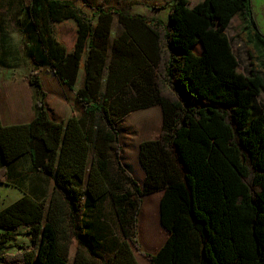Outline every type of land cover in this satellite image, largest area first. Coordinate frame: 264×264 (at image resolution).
<instances>
[{
	"label": "trees",
	"instance_id": "1",
	"mask_svg": "<svg viewBox=\"0 0 264 264\" xmlns=\"http://www.w3.org/2000/svg\"><path fill=\"white\" fill-rule=\"evenodd\" d=\"M76 1L26 5L36 115L11 125L0 118V153L5 165L28 155L54 189L49 201L25 194L0 210V249L20 227L31 235L0 264H70L75 240L72 264H139L140 198L155 192L168 236L144 254L151 264H264V35L250 0H172L167 22L123 7L91 6L89 15ZM115 15L123 30L111 43ZM235 17L246 72L225 32ZM43 65L75 92L79 114L51 118ZM154 105L162 127L139 143L140 184L122 159L119 123ZM105 200L118 231L99 224Z\"/></svg>",
	"mask_w": 264,
	"mask_h": 264
},
{
	"label": "rangeland",
	"instance_id": "2",
	"mask_svg": "<svg viewBox=\"0 0 264 264\" xmlns=\"http://www.w3.org/2000/svg\"><path fill=\"white\" fill-rule=\"evenodd\" d=\"M250 2L253 18L259 30L264 35V0H250ZM141 3H143L142 0H96V2H94L96 5H109L107 7L111 8L123 7L129 9L133 13H142L150 18H157L161 20H163L162 18L165 19L166 13L164 10H154L150 7L147 8L145 6L142 7L141 5H138ZM79 4L89 13V15H92V9L83 4V0L79 1ZM117 25L118 20L115 15V32ZM240 27L241 21L238 17H235L225 32L231 38L232 49L239 60V71L246 72L248 57L243 44L236 38V32ZM62 28L63 30L61 32ZM7 29H11L9 32L12 34L10 36V39H12L8 41V46L11 48L14 44L15 48L13 47L11 50L6 52L4 59L6 69L4 70V74L8 78L18 79L7 82V88L4 94L5 99H12L9 95V92H11V96L15 97L16 101L20 99L23 106L26 102L29 105L31 104V94L33 97L36 96L35 88L29 83V77L31 76L30 69L33 63L26 54V48L23 49L22 43L17 38L18 33L15 26L7 24ZM61 29V40L62 35H64V39L66 40L65 37L68 32L72 33V38L74 40V31L71 26H62ZM19 45L21 46L20 49ZM109 55H111L110 49ZM38 58H44L45 61L44 54ZM39 75L44 89L49 94L48 99L51 104L57 103L58 97L63 95V92L67 97L71 94L75 96L73 91L63 87L58 79L49 72L47 65H43L39 68ZM9 102L10 100L7 101V103ZM27 118L28 116L23 115L18 121L11 123H24L28 121ZM161 127L162 110L160 105H154L148 108L133 111L119 123V143L121 144L123 150L122 159H124V162L128 165L129 170L138 182L144 177V170L139 162V143L146 139L158 137ZM96 215L105 216L106 220L110 221V227H112L115 231H118V225L114 218L109 200H105L99 205ZM136 232L139 248L135 246L134 249L138 253V257L142 264H151L149 259L146 258L144 254L156 252L160 248L162 239H164L166 235V232L160 223L159 201L158 199H155V197L146 196L144 199L143 197L140 198V210L137 217ZM70 264H72V262H70Z\"/></svg>",
	"mask_w": 264,
	"mask_h": 264
},
{
	"label": "crops",
	"instance_id": "3",
	"mask_svg": "<svg viewBox=\"0 0 264 264\" xmlns=\"http://www.w3.org/2000/svg\"><path fill=\"white\" fill-rule=\"evenodd\" d=\"M30 1L31 0H9V1L0 0V118L4 125L16 124L11 122L18 121L23 115L28 116L27 119L28 121H30L36 115V109L34 105L36 96L33 97V95L31 94L30 96L31 104L28 105V103L26 102L24 107L20 99L16 101L15 97L11 96L12 95L11 92H9V95L10 97H12V99L6 100L4 95L7 88L6 85L7 82L18 79V78H8L4 74V70L6 69L5 61H4L6 52L11 50L13 47L15 48L14 44L13 46H11V48L8 46V41L12 39V38L10 39V36L12 34L9 32V30L11 29H7V24L15 26V29L18 33L17 38L22 43L23 36L21 34V30L23 27L21 25H23L24 22L28 21L25 12H26V5H28ZM79 1L82 0L76 1L78 5H80ZM142 1L143 3L138 5H141L142 7L145 6L147 8L150 7L151 9L154 10H164L166 16L165 19L164 18L162 19L164 22H167L170 3L172 2V0H142ZM200 1L202 0H189L190 3L189 5L193 6L194 4ZM94 2H96V0H83V4H85L88 7L101 6L100 4L97 5L94 4ZM18 22H20V24ZM114 25H115V17L113 20L111 34H110L111 43L114 37L117 36L123 30V27L118 22L117 29L115 32ZM62 30L63 28L61 29V32ZM65 38L66 40L64 39V35H62V42L65 44L67 48H70L73 45V41H74L72 38V33L68 32ZM20 48L21 46L19 45V49ZM82 71H83V65H81L80 72L82 73ZM48 96L49 94H47L46 101L49 106L50 116L53 120L66 121L74 113L76 114L80 113L79 107L75 105V96H73V94L67 97L63 92V95L58 97V102L54 104H51L49 102ZM8 100H10L9 103H7ZM0 178L4 180V182H0V210L10 205L17 199L21 198L25 194L30 195L37 201H42V200L49 201L53 194V189H54L53 178L44 174L41 171L34 170L32 168L28 155H23L20 158L16 159L15 161L5 165L2 155L0 153ZM143 180L144 177L141 181H139V183L142 184ZM146 196H152L153 198L155 197V199H158V201L160 202L162 192H155ZM146 196H144L143 199ZM99 219H100L99 221L102 222L99 224L108 226L110 228V221H107L105 216L99 215ZM3 231L4 230L0 228V233ZM167 236L168 234L166 232V235L164 239H162V243L160 247L165 243ZM30 243H31V235L26 233V228L20 227L17 230H15V236L7 240L6 246L0 249V254L16 253L21 249L22 245H28ZM76 246H77V241L73 242L70 246L69 263L70 262L73 263V260L76 255ZM134 253L138 263L142 264V262L138 257V253L135 251V249H134Z\"/></svg>",
	"mask_w": 264,
	"mask_h": 264
}]
</instances>
